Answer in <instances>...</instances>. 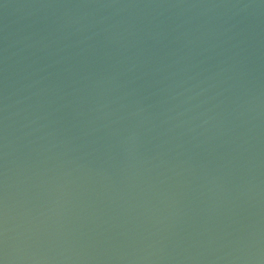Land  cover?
<instances>
[{
  "label": "water",
  "instance_id": "95a60500",
  "mask_svg": "<svg viewBox=\"0 0 264 264\" xmlns=\"http://www.w3.org/2000/svg\"><path fill=\"white\" fill-rule=\"evenodd\" d=\"M0 264H264V0H0Z\"/></svg>",
  "mask_w": 264,
  "mask_h": 264
}]
</instances>
